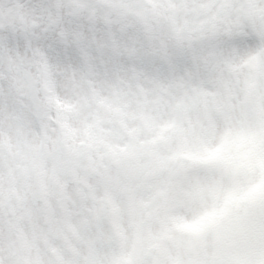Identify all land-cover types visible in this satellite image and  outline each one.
Listing matches in <instances>:
<instances>
[{"label": "clouds", "instance_id": "1", "mask_svg": "<svg viewBox=\"0 0 264 264\" xmlns=\"http://www.w3.org/2000/svg\"><path fill=\"white\" fill-rule=\"evenodd\" d=\"M0 264H264V0H0Z\"/></svg>", "mask_w": 264, "mask_h": 264}]
</instances>
